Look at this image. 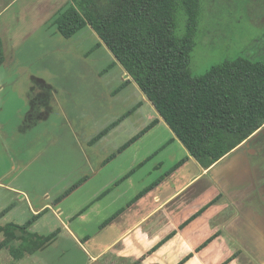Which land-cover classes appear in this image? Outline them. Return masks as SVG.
Segmentation results:
<instances>
[{
    "label": "rangeland",
    "instance_id": "rangeland-1",
    "mask_svg": "<svg viewBox=\"0 0 264 264\" xmlns=\"http://www.w3.org/2000/svg\"><path fill=\"white\" fill-rule=\"evenodd\" d=\"M68 1L1 0L0 7L8 6L0 14V25L24 33L35 19L33 6L40 4L43 16ZM19 17H23L20 26ZM47 28L16 50L13 65L0 67V86L5 85L0 89V224L24 226L31 221L33 233L54 236L53 245L32 256L37 264H91V257L112 239L102 220L105 206L90 204L105 182L124 175L129 167L134 173L126 181L137 186L155 181L158 175L162 180L168 171L186 181L197 168L175 146L156 147V131L144 135L136 131L153 111L92 29L86 27L68 40L63 37L62 49L55 52L50 43L51 30H56L53 21ZM238 56L264 60V0H202L191 73L202 76L212 66ZM33 76L54 90L51 109L42 120L27 117V96L31 101V96L42 93L28 92L35 85ZM159 129L160 140L169 136L165 127ZM154 148L158 150L143 162L145 167H139V158ZM21 159L27 167L7 174L13 165L20 167ZM157 163L160 173L150 172ZM92 167L99 170L96 176ZM149 172L154 177H148ZM11 188L15 193L9 192ZM41 204L54 210L60 207L63 214L56 218L44 213L43 219H35L30 205L37 209ZM61 223L79 241L68 231L60 232Z\"/></svg>",
    "mask_w": 264,
    "mask_h": 264
},
{
    "label": "crops",
    "instance_id": "crops-1",
    "mask_svg": "<svg viewBox=\"0 0 264 264\" xmlns=\"http://www.w3.org/2000/svg\"><path fill=\"white\" fill-rule=\"evenodd\" d=\"M65 5H56L50 10L51 13L48 11L43 16L41 14L45 11H41L42 6H33L35 19L27 24L24 33L18 32L19 29L13 32L9 24L0 25L4 64L12 62L13 65L15 60L12 55L16 50L42 31L49 30L48 23L55 19ZM7 6L2 4L0 14L6 11ZM21 19L23 17L18 18L19 26L23 23ZM51 31V48L58 52V49H62L63 36L57 29ZM37 41L39 44L43 42L40 43V39ZM121 69L123 77L139 89L153 111L146 123H141L136 131L143 132L142 135L156 131V147L175 146L178 151L185 153L187 159H192L197 172L185 181L183 178L177 179L175 171H168L162 180L158 175L155 181L137 186L126 181L134 173V167H129L123 171L124 175L127 173L125 176H115L105 182L101 190L92 195L90 204H94L95 208L98 204L105 206L102 220L105 222L104 229L109 230L112 239L103 251L98 250L91 257V264H264V127L222 160L205 169L160 118L123 67ZM35 76L34 79L37 78ZM3 88L5 85L0 86V89ZM28 96L27 105L30 108L27 117L32 108ZM150 122L153 124L147 126ZM160 126L165 127L169 135L161 140ZM156 150L154 148L139 158L141 161H138V166L144 168L143 162L153 156ZM18 163L20 167L18 164L17 167L13 165L7 174H15L18 169L27 167L25 160L21 159ZM160 165L157 163L152 166L150 172L156 170L160 173ZM91 170L93 176L99 172L96 167ZM150 172L148 177L152 175ZM9 192L15 193L13 188ZM30 211L38 218L44 213H52L56 218L63 214L60 207L54 210L49 204H41L37 209L30 205ZM3 226L0 224V228ZM63 226L64 229L59 228L60 232L68 231L73 240H78L67 225ZM31 228L33 224L30 231ZM3 240L4 234L0 231V245ZM55 240L50 244L53 245ZM32 256L16 258L8 248L0 247V264H37L33 262ZM25 258L28 260L24 263L22 261Z\"/></svg>",
    "mask_w": 264,
    "mask_h": 264
},
{
    "label": "trees",
    "instance_id": "trees-1",
    "mask_svg": "<svg viewBox=\"0 0 264 264\" xmlns=\"http://www.w3.org/2000/svg\"><path fill=\"white\" fill-rule=\"evenodd\" d=\"M201 14L202 0H70L53 25L66 39L90 27L190 155L208 169L264 127V60L238 56L194 76L190 65ZM4 62L0 40V67ZM34 82L30 95L42 93L31 96L28 120H42L54 90L42 79ZM32 224L1 227L0 247L20 258L54 240L32 233Z\"/></svg>",
    "mask_w": 264,
    "mask_h": 264
}]
</instances>
